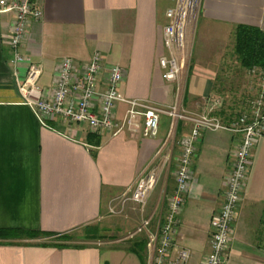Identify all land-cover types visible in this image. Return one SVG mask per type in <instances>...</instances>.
<instances>
[{"label": "crops", "instance_id": "crops-1", "mask_svg": "<svg viewBox=\"0 0 264 264\" xmlns=\"http://www.w3.org/2000/svg\"><path fill=\"white\" fill-rule=\"evenodd\" d=\"M170 2L38 0L41 19L27 25L21 52L41 66L38 84L42 88H51L61 59L82 64L99 53L106 67L117 65L125 71L119 86L123 97L177 106L182 112L196 108L199 114L206 99L217 96L214 81L226 49L233 46L235 28L245 25L264 32V0H200L195 64L181 106L180 84L164 81L159 67L166 54L163 30ZM12 21L11 13L0 14V229L40 231L54 237L72 234L105 220L109 203L152 162H163L175 120L162 115L158 135L152 139L127 133L96 135L85 125L41 126L17 91L14 73L22 79L25 66L13 67L5 41ZM124 111L119 104L117 116L121 118ZM190 128V123L182 122L176 142ZM88 134L98 137L100 144L89 143ZM238 142L239 137L229 132H207L196 145L193 181L176 237V245L191 254L188 264H202L210 252V220L223 202L230 154ZM178 156L175 145L168 165L170 184L158 195L153 192L142 212L127 203L121 216L124 223L105 232L129 230L125 235L79 248H57L45 238L14 240L0 244V264H147L123 242L142 218L151 217L155 225L162 193L174 189ZM226 264H264V139L252 151Z\"/></svg>", "mask_w": 264, "mask_h": 264}, {"label": "built area", "instance_id": "built-area-1", "mask_svg": "<svg viewBox=\"0 0 264 264\" xmlns=\"http://www.w3.org/2000/svg\"><path fill=\"white\" fill-rule=\"evenodd\" d=\"M175 1V5L165 12L167 24L163 30V44L166 54L159 59V67L164 81L179 83L189 60L185 30L192 15H189L187 4L183 7L182 0ZM2 13L13 15L10 31L5 37L13 67L25 66L22 79L16 71L14 73L18 94L22 104L33 111L41 126L52 128L57 123L85 125L90 133L96 135L127 133L132 137L152 139L158 135L162 115L191 124L189 133L176 142L179 156L174 172L175 186L171 193H162L155 225H151V217L142 218L131 235L141 234L146 239L147 264L189 263L191 254L176 245V237L179 216L193 181L196 145L202 134L207 132H229L239 137L230 154V169L223 184V202L210 220V252L202 262L226 264L237 208L248 181L252 151L264 139V68L255 67L245 72L247 80L236 105L228 104L218 95L208 97L200 113L193 116L180 114L177 106L160 107L149 101L123 97L119 86L125 71L117 65L106 67L99 53H94L88 62L82 64L70 58L61 59L51 88L45 89L38 84L41 66L21 52L27 25L30 21L41 19L38 0H0ZM119 104L125 106L121 118L117 116ZM159 154L160 151H157L155 156ZM163 168V162H152L119 198L109 203L108 213L122 216L127 203L142 212L160 180Z\"/></svg>", "mask_w": 264, "mask_h": 264}, {"label": "rangeland", "instance_id": "rangeland-1", "mask_svg": "<svg viewBox=\"0 0 264 264\" xmlns=\"http://www.w3.org/2000/svg\"><path fill=\"white\" fill-rule=\"evenodd\" d=\"M199 2L200 0H196L195 3L193 2V0L186 1L187 10L189 12V15L190 16L192 15L191 16L192 18L187 23V27H186L187 30H185V32L187 33L186 35H187L188 42H189V60H188L185 74L183 78L179 80L180 87H179L178 93H179L180 106L182 104V99L184 95L187 78L191 76L193 72V66L195 64L193 42H194V37H195V27H196V23L198 19V11H199V4H200ZM175 3H176L175 0H171L170 7H173ZM219 66H220V69H219V74L217 76L219 84L218 86H216V88L218 89L217 95L226 99V102L228 104L236 105L238 103L239 96L241 95L243 86L245 85L247 78H246L245 72L240 69L236 61V57L233 54V46L231 47L230 45L226 49L225 55L223 57V62ZM189 68H190V71H189ZM177 110H179L180 114L186 115V116H193V115L198 114V112H196V108H191V110H193L191 112H182L180 111V108L178 107H177ZM181 121L187 123L186 120L181 119ZM174 143H175V134L171 133V135L169 136L167 140V144H166V149H165L166 155H163L164 156V159H163L164 168H163V172L160 177V180L154 190L155 195H158L161 192V190L164 189L165 184H170L171 175H170V170L168 168V165L171 161L172 154L175 149ZM119 223L120 225H122L121 223H124V219H121V216L119 215H110L107 210L105 220L89 228H85L80 231L74 232L72 234H68L70 236V239L69 241H67V243L71 245H84L88 243L85 237H90V236L95 237V241H89V242H99L102 240L116 239L117 237H121L125 235L129 230L128 231L124 230L121 233L113 232V233L106 234L105 232H108L110 227H111V230H115L116 227L119 226ZM101 237H104V238L101 239ZM140 237H143V236L141 234L134 235L132 237L127 236V238L123 242L124 243L123 246H125V243L128 244L129 241H132V239L134 240ZM39 238H44V237H39ZM32 239H36V238H32ZM45 239L48 242H55V243L62 242V241H59L55 237H48Z\"/></svg>", "mask_w": 264, "mask_h": 264}, {"label": "trees", "instance_id": "trees-1", "mask_svg": "<svg viewBox=\"0 0 264 264\" xmlns=\"http://www.w3.org/2000/svg\"><path fill=\"white\" fill-rule=\"evenodd\" d=\"M233 54L236 57V61L240 67V69L244 72H247L255 67L264 68V32L256 27L239 25L235 28L234 32V43H233ZM192 70V69H191ZM190 71V68H189ZM188 79V78H187ZM217 83V85H216ZM219 82L218 79L214 81L213 90L217 93ZM218 94V93H217ZM186 90L183 95V103L186 100ZM182 124L181 120L177 121L176 130H175V145L177 140V135L179 128ZM88 141L93 146H98L100 141L98 137L88 134ZM39 237H54V235L49 233H44L40 231H23L19 229H0V244H10L11 241L20 240V239H32V238H39ZM59 241L56 244H49L53 245L57 248H66V247H73L79 248L84 245H71L68 244L70 236L69 235H61L56 236ZM104 237H101L103 239ZM86 241H95V237H85ZM127 249L134 254H136L143 263L146 262L147 259V252H146V239L144 237L132 239L129 241Z\"/></svg>", "mask_w": 264, "mask_h": 264}, {"label": "bare ground", "instance_id": "bare-ground-1", "mask_svg": "<svg viewBox=\"0 0 264 264\" xmlns=\"http://www.w3.org/2000/svg\"><path fill=\"white\" fill-rule=\"evenodd\" d=\"M186 1L187 0H182V6L184 7V5L186 4ZM193 2L195 3L196 2V0H193ZM194 12V11H193ZM194 18V17H193ZM190 28V27H189ZM190 39V38H189Z\"/></svg>", "mask_w": 264, "mask_h": 264}, {"label": "water", "instance_id": "water-1", "mask_svg": "<svg viewBox=\"0 0 264 264\" xmlns=\"http://www.w3.org/2000/svg\"><path fill=\"white\" fill-rule=\"evenodd\" d=\"M176 124H177V121H175L173 124V133L175 132Z\"/></svg>", "mask_w": 264, "mask_h": 264}]
</instances>
